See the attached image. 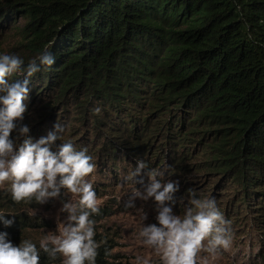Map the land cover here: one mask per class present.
<instances>
[{
  "label": "trees",
  "instance_id": "obj_1",
  "mask_svg": "<svg viewBox=\"0 0 264 264\" xmlns=\"http://www.w3.org/2000/svg\"><path fill=\"white\" fill-rule=\"evenodd\" d=\"M18 17L26 20L17 32L28 59L45 50L55 57L30 78V93L42 88L30 101L37 94L53 99L36 111L71 99L73 122L89 126L99 146L93 152L65 132L63 140L86 147L91 157L103 152L112 180L129 158L132 169L139 159L148 168L175 159L176 172L187 167L191 143H202L198 169L231 177L246 221L264 244V0H0V29ZM75 123L69 135L79 133ZM104 186L92 185L95 192L111 189ZM8 188L0 186V211L15 214V222L0 223V231L39 248L30 232L36 222L21 210L28 201L14 202ZM98 208L93 221L111 211ZM94 239L96 264H111L113 240ZM40 257V264H60L59 254L53 259L40 250Z\"/></svg>",
  "mask_w": 264,
  "mask_h": 264
},
{
  "label": "clouds",
  "instance_id": "obj_2",
  "mask_svg": "<svg viewBox=\"0 0 264 264\" xmlns=\"http://www.w3.org/2000/svg\"><path fill=\"white\" fill-rule=\"evenodd\" d=\"M54 63L55 57L47 50L26 64L18 54L0 53V185L8 182L14 202L34 200L42 205L58 199V211L66 213L54 232L39 239V248L30 239L16 244L7 231H0V264H40V250L53 259L59 254L61 264H96L97 242L90 216L99 208L92 183L86 179L95 169L93 158L86 147L77 150L71 140H63V125L56 122L46 135L34 139L25 122L30 78ZM17 72L23 73L22 79L9 78ZM92 111L99 113L100 108ZM166 173L167 166L148 168L139 159L125 177L141 185L130 189L126 207H134L137 198L154 202L155 222L143 223L138 237L153 250L159 264H210L221 250L231 247V222L214 198L197 197L194 189L186 190L189 195L184 204L185 198L176 195L179 182L166 179ZM178 204L184 205L182 214L174 211ZM147 215L144 212L141 220ZM14 222L15 214L0 211V223L11 226ZM135 264H151V260L137 256Z\"/></svg>",
  "mask_w": 264,
  "mask_h": 264
},
{
  "label": "rangeland",
  "instance_id": "obj_3",
  "mask_svg": "<svg viewBox=\"0 0 264 264\" xmlns=\"http://www.w3.org/2000/svg\"><path fill=\"white\" fill-rule=\"evenodd\" d=\"M25 23L26 20L23 17H18L17 19H11L6 27L0 29V53H15L21 56L24 62L29 60L28 52L20 45V37L17 32V29L23 27ZM11 75H14L13 79H17L23 74L17 72ZM41 89L42 88L39 87L36 88L30 93V96L36 94ZM39 95L40 94H37L35 98H32L29 102L28 111L25 113V122L30 125V129L34 126L35 129L37 127H39V129L36 132L37 134L29 132L28 135L32 136L34 139L39 138L41 135H46L48 130L53 128L56 122L60 124L61 120L64 123V132L65 137H68L67 139H72L73 141L78 140L80 144L85 146L88 145L93 152L97 149L99 145H95L97 143L94 144V142H91L95 134L91 131L89 126L82 125L81 122H76L77 126H81L79 133L74 136L69 135L73 129L72 124L75 123L72 119L75 115L73 114L75 112V109H73L74 104H72L74 101L69 99L66 103L55 109L51 107L43 111H36V108L45 106L47 102L53 100L52 97L49 95L47 96V94L41 97L43 99H39ZM97 107L99 108V106H96V108ZM64 109L69 110V113L62 116L61 114L64 112ZM50 114H54L53 120L51 123H46L44 119ZM85 130H87L90 135H87L88 138L83 140L82 137L85 134ZM57 143H59V141ZM191 145L194 146L192 150L194 153L191 154L190 158L186 161L187 167L183 165L182 168L179 167L181 168L180 170L178 168L176 172H173L171 165L175 163V159H169V161L165 159L162 166H167V173H171L170 176L166 173V179L170 178L179 182L180 189L176 195L185 198L184 204H187V197L189 195L186 190L189 188L194 189L197 197L214 198L225 219L231 222L230 225H228L233 237L231 247L228 250H221L214 259H210V264H264V244L260 242L255 233L258 229L255 226H251L250 222L248 223V221H246V219L249 220V218L244 216L245 209L242 203L234 196L235 189L231 188V185H237L229 181L231 177L224 179L222 174L213 172H206L207 174H205V171L198 169V163L201 162L202 157L205 156L201 153L205 152V150L202 143L201 145L191 143ZM74 146L77 148V143H74ZM177 146L178 144L172 146V148H177ZM155 148L156 147H153V150H155ZM125 152L129 153L130 151ZM170 155L174 158L173 151ZM92 158L95 169L86 179L90 180L92 185L97 183L99 187L104 186V182L110 183L108 186L104 187L111 188L107 191L95 192L98 206H110L111 208L108 215L105 214L97 221H94L95 234L105 235L113 240L111 243L114 247L111 249V253L114 254V256L107 257V259L111 261V264H135L136 257L143 256L148 257L151 260V264H159V260L153 250L143 245L142 240L138 237L139 229L143 223L155 222L156 212L154 209V202L152 200L143 201L137 198L134 207H126V201L128 199L127 194L130 189L133 186L141 187L140 184H133L125 180L128 172L132 170L131 166L134 165L133 161L130 160L131 158L126 160L128 161L127 163L125 160H121L119 164L123 165V169L121 171L118 169L117 179L112 180L109 166L104 165V163L107 162L104 153L96 151ZM129 162L131 163L129 164ZM105 171L107 174H103ZM147 179L146 176L144 179L145 182H147ZM0 186L8 187L9 184L5 182ZM60 206L61 202L58 199H51L49 202L42 205L37 204L33 200L25 203V206L21 209L35 220L36 225L30 232L35 236L37 241H39L42 236L54 232L57 223L61 222L66 216V213H60L58 211ZM254 206L258 205L256 204ZM183 207V204H178L174 208V211H176L177 214H182ZM144 212H147L148 215L147 219L142 221L141 216ZM249 212L253 211L249 210ZM235 217H240L241 220H235ZM200 254L207 255L203 252ZM60 258L61 264L62 257Z\"/></svg>",
  "mask_w": 264,
  "mask_h": 264
}]
</instances>
